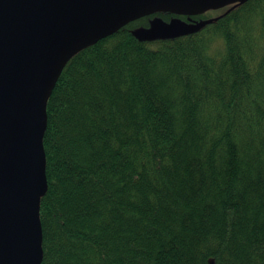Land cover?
<instances>
[{
	"label": "trees",
	"instance_id": "obj_1",
	"mask_svg": "<svg viewBox=\"0 0 264 264\" xmlns=\"http://www.w3.org/2000/svg\"><path fill=\"white\" fill-rule=\"evenodd\" d=\"M154 15L75 53L47 101L41 264H264V0L139 40Z\"/></svg>",
	"mask_w": 264,
	"mask_h": 264
},
{
	"label": "water",
	"instance_id": "obj_2",
	"mask_svg": "<svg viewBox=\"0 0 264 264\" xmlns=\"http://www.w3.org/2000/svg\"><path fill=\"white\" fill-rule=\"evenodd\" d=\"M246 1L0 0V264H41L46 106L68 60L143 16L199 14ZM216 18L156 16L132 32L139 40L174 38Z\"/></svg>",
	"mask_w": 264,
	"mask_h": 264
},
{
	"label": "flooded vegetation",
	"instance_id": "obj_3",
	"mask_svg": "<svg viewBox=\"0 0 264 264\" xmlns=\"http://www.w3.org/2000/svg\"><path fill=\"white\" fill-rule=\"evenodd\" d=\"M229 7L231 6V5H228ZM228 6H226L227 8H228ZM226 7H224V8H226ZM209 11V13L211 12V10H207V11H205V12H203V13H199V14H192V15H180V16H178L179 18H181L183 21H185V22H187V23H197V22H199V21H201V20H204V19H206V18H201L202 17V15L204 14V13H206V12H208ZM216 16H219V14H217V15H215V16H211V17H209V18H213V17H216ZM174 17H177L176 15H173V14H167V15H165V17L163 18L165 21H169V20H171L172 18H174ZM151 20V19H150ZM150 20H149V22H150ZM149 25H150V23H149ZM148 25V26H149ZM147 26V27H148Z\"/></svg>",
	"mask_w": 264,
	"mask_h": 264
},
{
	"label": "rangeland",
	"instance_id": "obj_4",
	"mask_svg": "<svg viewBox=\"0 0 264 264\" xmlns=\"http://www.w3.org/2000/svg\"><path fill=\"white\" fill-rule=\"evenodd\" d=\"M224 8H219L210 12L212 16L219 14Z\"/></svg>",
	"mask_w": 264,
	"mask_h": 264
}]
</instances>
